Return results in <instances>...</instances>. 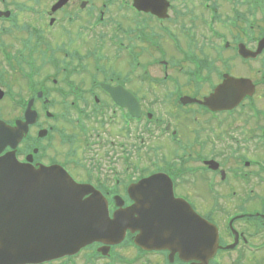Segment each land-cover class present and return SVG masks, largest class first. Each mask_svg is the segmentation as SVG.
<instances>
[{
	"label": "flooded vegetation",
	"instance_id": "af4514ba",
	"mask_svg": "<svg viewBox=\"0 0 264 264\" xmlns=\"http://www.w3.org/2000/svg\"><path fill=\"white\" fill-rule=\"evenodd\" d=\"M59 1L0 0V161L61 167L111 217L164 175L153 197L217 228L208 264L264 250V0ZM135 235L24 264L203 263Z\"/></svg>",
	"mask_w": 264,
	"mask_h": 264
},
{
	"label": "water",
	"instance_id": "95a60500",
	"mask_svg": "<svg viewBox=\"0 0 264 264\" xmlns=\"http://www.w3.org/2000/svg\"><path fill=\"white\" fill-rule=\"evenodd\" d=\"M133 2L137 6L138 0ZM140 5L146 9L148 1L140 0ZM259 51L260 47L256 53ZM225 88L221 86L209 98L212 108L223 106L220 102ZM243 95L236 92L234 97L238 101ZM127 106L136 115V105ZM162 179L168 180L153 175L136 185L134 203L109 218L97 200H82L90 187L74 183L62 169H35L0 161V264L53 259L96 239L112 243L126 230L136 233L139 246L145 242L149 248L180 254L198 250L202 252V264H208L219 247L215 227L200 218L186 201L174 198L171 191L166 199L153 197L159 192L156 185L164 184ZM139 188L150 197L140 198Z\"/></svg>",
	"mask_w": 264,
	"mask_h": 264
},
{
	"label": "rangeland",
	"instance_id": "374dc122",
	"mask_svg": "<svg viewBox=\"0 0 264 264\" xmlns=\"http://www.w3.org/2000/svg\"><path fill=\"white\" fill-rule=\"evenodd\" d=\"M50 37H54V36L52 34H50ZM49 72H50V70H49ZM134 75H136V73ZM191 128L194 129L193 127H191ZM207 203H208L209 206H211L214 203V201L209 200ZM229 203L230 204H235V202H233V201H231ZM225 206L227 207L228 205H225ZM214 208H216V207H214ZM246 257H249V258H247L241 264H264V250H262L261 252H259L258 254H255V255L254 254H246ZM251 257L255 258L254 262H248L249 260H251Z\"/></svg>",
	"mask_w": 264,
	"mask_h": 264
}]
</instances>
